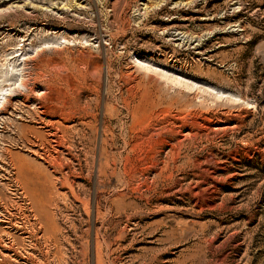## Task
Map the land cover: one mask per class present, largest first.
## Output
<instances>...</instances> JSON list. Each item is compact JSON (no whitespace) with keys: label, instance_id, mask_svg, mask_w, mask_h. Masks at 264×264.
<instances>
[{"label":"rangeland","instance_id":"obj_1","mask_svg":"<svg viewBox=\"0 0 264 264\" xmlns=\"http://www.w3.org/2000/svg\"><path fill=\"white\" fill-rule=\"evenodd\" d=\"M9 69L0 264H264V0H0Z\"/></svg>","mask_w":264,"mask_h":264},{"label":"bare ground","instance_id":"obj_2","mask_svg":"<svg viewBox=\"0 0 264 264\" xmlns=\"http://www.w3.org/2000/svg\"><path fill=\"white\" fill-rule=\"evenodd\" d=\"M168 33V32H167ZM57 46V45H56ZM22 59H23V57H22ZM21 59V60H22ZM59 65H60V63H59ZM64 65H65V63H64ZM59 67V66H58ZM64 68V67H63ZM59 69V68H58ZM56 70H57V68H56ZM55 72H58V71H55ZM60 72V71H59ZM23 73V72H22ZM93 74V73H92ZM58 76V75H57ZM4 77L8 80V81H12V82H10L9 83V85L6 87V88H4L3 89V91H2V93L0 94V106H2V104H3V102L5 101V98H6V96H8L9 94H11V92L14 90V89H16V88H20V87H22L23 86V84H22V81H23V75L21 74V73H19L18 74V72L16 73V72H14V71H12L11 69H9L8 71H6L5 73H4ZM161 77H163L164 79H166V81H171L172 83H176V84H180V81H178V80H172L173 78H171L170 77V79L169 78H167L168 76H161ZM58 78V77H57ZM167 82V83H168ZM175 84V85H176ZM14 165V164H13ZM12 165V166H13ZM18 171V170H17ZM19 173H21V175L20 176H22V177H25L26 176V173H27V171H26V168H24V167H21V168H19ZM18 181V180H17ZM19 182V181H18ZM29 184H28V186L27 185H25V186H27V194H28V197H30V199L33 201V204L35 205V213H36V218H37V220L39 221V225H40V227H39V231H41L42 232V234L44 233V234H47L48 233V230L50 229V224H49V221H48V218H47V211H46V209H45V201H46V195H47V193L45 192V190H44V187H39V186H37L36 188H34L33 189V187L31 188L30 186H34V181H33V179H30L29 178ZM21 183V182H20ZM37 185H38V182H37ZM18 188H20V186L18 187ZM23 191V190H22ZM24 192V191H23ZM25 195V194H24ZM48 214H50V213H48ZM54 216V215H53ZM50 217V216H49ZM53 220H54V217H53ZM2 222V221H1ZM55 223V222H54ZM19 228V227H18ZM42 234H41V236H42ZM43 237V236H42ZM53 238L52 237H48V239L46 238V240H48L47 242L49 243V242H52V244L53 245H56V242L57 241H55V240H52ZM45 240V241H46ZM59 242V241H58ZM106 242H108V241H106ZM51 244V243H50ZM60 245V244H59ZM49 247H51V246H49ZM53 247V246H52ZM55 247V246H54ZM62 247H64V246H62ZM10 248V247H9ZM59 248V247H58ZM11 249V248H10ZM60 249V248H59ZM64 249V248H63ZM62 249V250H63ZM61 250V249H60ZM59 250V251H60ZM66 249H64V251H65ZM56 257V256H55ZM61 257H63V255L61 256ZM58 259V258H57ZM62 260V259H61ZM18 262V261H17ZM61 262H64L63 260L62 261H60V263ZM67 262V261H66ZM59 263V264H60ZM9 264H11V263H9ZM64 264V263H63ZM67 264V263H66Z\"/></svg>","mask_w":264,"mask_h":264}]
</instances>
